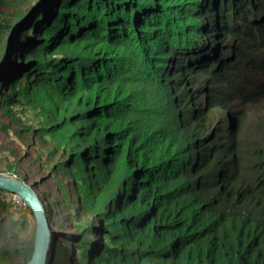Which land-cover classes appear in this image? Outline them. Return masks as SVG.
I'll list each match as a JSON object with an SVG mask.
<instances>
[{
    "label": "trees",
    "instance_id": "1",
    "mask_svg": "<svg viewBox=\"0 0 264 264\" xmlns=\"http://www.w3.org/2000/svg\"><path fill=\"white\" fill-rule=\"evenodd\" d=\"M36 1L0 0V108L39 107L36 131L60 150L18 179L63 185L67 169L78 186L54 208L40 198L66 226L51 224L47 264H264V129L240 141L224 114L264 103V85L231 74L264 51V0ZM25 249L0 245V264H26Z\"/></svg>",
    "mask_w": 264,
    "mask_h": 264
},
{
    "label": "rangeland",
    "instance_id": "2",
    "mask_svg": "<svg viewBox=\"0 0 264 264\" xmlns=\"http://www.w3.org/2000/svg\"><path fill=\"white\" fill-rule=\"evenodd\" d=\"M43 2L44 0H37L35 6H41ZM137 2L140 5V1L138 0ZM16 5L17 3L11 2L5 11L13 10ZM261 54L253 56L251 72L245 69L237 77V83H242L250 91H255L259 86L264 85V69L260 66L264 64V51ZM22 91L23 101L29 96L42 100V94L41 96L37 95L34 97L33 95H29V92ZM197 93L199 94L197 97L199 106L207 104L205 93L202 90H198ZM225 96L230 99L234 97L228 93ZM22 105L23 107H19L11 104L7 108H0V173L14 178H18L20 173H26L33 181H38L39 177L44 176L47 172L46 170L49 166L55 164L59 159L60 150L55 155L56 142L48 135L40 137L36 131L40 129L39 119L42 118L40 108L37 107L32 110L24 103ZM232 108L235 110L241 109L237 103L233 104ZM22 111L25 113L22 114ZM210 114L212 119H209L207 122V125L211 126L210 130L215 127L214 122L219 119L217 131H221L224 127L221 111L216 107H212ZM224 114L225 117H228L229 121L225 122V126L234 127V112L232 110H225ZM18 116L22 118L18 121V125H15ZM236 117L238 123L237 130H240V141H243V138L247 137L261 139L264 129V103L251 105L246 108L243 118ZM61 148L59 147L58 149ZM64 171H67V169ZM64 171H56L54 176L55 179L61 180L63 185H60L53 178L45 179L36 185L35 191L39 198L50 202L52 206L53 200L63 198L69 202L77 194L78 186L74 185L75 180L67 176ZM78 178L76 175L77 185H79ZM119 181H121V178L115 180L112 190H116L118 183H120ZM2 198L8 200L9 194L0 191V220L8 218L0 228L1 235L2 231H5L3 239H1L0 235V245L1 247L5 244L13 245L16 249L27 251L25 247L29 248L32 243L34 220L28 210L19 209ZM85 207H87L86 204ZM52 212V216L48 218L50 226L52 224V226L57 228H65L66 226L60 223V214L55 210ZM72 229L79 232L80 228L78 226L77 229ZM9 233H11L10 236L8 235ZM20 259L19 264H25V261H22L23 258L20 257Z\"/></svg>",
    "mask_w": 264,
    "mask_h": 264
},
{
    "label": "water",
    "instance_id": "3",
    "mask_svg": "<svg viewBox=\"0 0 264 264\" xmlns=\"http://www.w3.org/2000/svg\"><path fill=\"white\" fill-rule=\"evenodd\" d=\"M0 189L19 196L34 217L32 250L26 264H47L52 229L45 207L32 184L0 173Z\"/></svg>",
    "mask_w": 264,
    "mask_h": 264
},
{
    "label": "clouds",
    "instance_id": "4",
    "mask_svg": "<svg viewBox=\"0 0 264 264\" xmlns=\"http://www.w3.org/2000/svg\"><path fill=\"white\" fill-rule=\"evenodd\" d=\"M261 55H262V54H261ZM227 58H231V61H232V62L238 63V61L236 62V61H235V58H234L231 54H227V55H225V60H227ZM251 59L253 60V56H251ZM242 73H243V72H242ZM231 74L234 75L235 77H238V75H240V74L236 75V73H231ZM218 108H219V107H218ZM220 111H221V109H220ZM221 113H222V111H221ZM234 115H235V114H234ZM226 120H227V122H229L227 116H226ZM234 122H235V126H234V127H229V126H227V128H228L231 132H233V130H234V131H237V125H238V123H237V117H236V115L234 116ZM254 242L256 243L257 240H255Z\"/></svg>",
    "mask_w": 264,
    "mask_h": 264
},
{
    "label": "built area",
    "instance_id": "5",
    "mask_svg": "<svg viewBox=\"0 0 264 264\" xmlns=\"http://www.w3.org/2000/svg\"><path fill=\"white\" fill-rule=\"evenodd\" d=\"M11 199L17 205H25V203L22 201V199L15 194H11Z\"/></svg>",
    "mask_w": 264,
    "mask_h": 264
},
{
    "label": "bare ground",
    "instance_id": "6",
    "mask_svg": "<svg viewBox=\"0 0 264 264\" xmlns=\"http://www.w3.org/2000/svg\"><path fill=\"white\" fill-rule=\"evenodd\" d=\"M5 191V190H4ZM6 192V191H5Z\"/></svg>",
    "mask_w": 264,
    "mask_h": 264
}]
</instances>
